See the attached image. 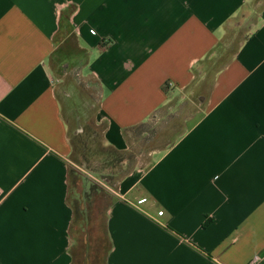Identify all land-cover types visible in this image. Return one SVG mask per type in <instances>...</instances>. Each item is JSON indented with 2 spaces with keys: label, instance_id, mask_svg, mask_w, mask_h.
Wrapping results in <instances>:
<instances>
[{
  "label": "crops",
  "instance_id": "0c3cea01",
  "mask_svg": "<svg viewBox=\"0 0 264 264\" xmlns=\"http://www.w3.org/2000/svg\"><path fill=\"white\" fill-rule=\"evenodd\" d=\"M60 58L97 85L119 151L163 108L197 107L114 188L104 264H264V0H0V264H73L79 86Z\"/></svg>",
  "mask_w": 264,
  "mask_h": 264
},
{
  "label": "rangeland",
  "instance_id": "374dc122",
  "mask_svg": "<svg viewBox=\"0 0 264 264\" xmlns=\"http://www.w3.org/2000/svg\"><path fill=\"white\" fill-rule=\"evenodd\" d=\"M69 66H76V58L55 59L56 71L67 73L64 78L73 79V84L79 86L76 93H71V99L75 104H72L70 108L72 114L74 116L76 114V121L72 125L71 132L77 127L78 132L81 133L74 138L75 150L69 156L72 171L70 201L75 212L72 226L75 238L73 264H104L108 250L105 232L106 210L114 198V188L128 172L148 168L158 152L185 131V120L197 107L182 103L169 108L167 106L158 113L157 117L129 131V146L127 150L122 151L124 159L121 168L114 177L101 175V165L97 163L95 153L99 154L107 149L103 148L102 128L95 121L99 89L97 85L92 88V81L80 80L74 69L66 71ZM74 97H76L75 101Z\"/></svg>",
  "mask_w": 264,
  "mask_h": 264
},
{
  "label": "trees",
  "instance_id": "16d2710c",
  "mask_svg": "<svg viewBox=\"0 0 264 264\" xmlns=\"http://www.w3.org/2000/svg\"><path fill=\"white\" fill-rule=\"evenodd\" d=\"M75 99H76V97H74V101H75ZM73 104H75V103H73ZM74 117L76 118V114ZM147 122L141 123L137 127H139L143 124H146ZM78 129L79 128L76 127L75 129H73L72 132L70 131V143H71V147H72V152L70 155H72L74 150H75V139L74 138H77L79 136V134H81L78 132L79 131ZM93 134L95 135L96 133H93ZM102 142H103V148L107 149V151L100 152L99 154L95 153V155L97 156V161H98L97 163L101 165V173H102L101 175L106 174L108 177H114V175L121 168L120 166H121V163L123 162V159H124L123 152L119 151L118 149L114 148L111 145L106 144L104 141H102ZM84 143H85V141H84ZM92 156H94V155H92ZM71 172L72 171L70 169V176H71ZM106 180L109 181L110 179L109 180L106 179ZM91 188H93V185H91Z\"/></svg>",
  "mask_w": 264,
  "mask_h": 264
},
{
  "label": "built area",
  "instance_id": "2783aa9c",
  "mask_svg": "<svg viewBox=\"0 0 264 264\" xmlns=\"http://www.w3.org/2000/svg\"><path fill=\"white\" fill-rule=\"evenodd\" d=\"M168 81H169L170 84L173 83L172 79H169ZM145 201H146V198H140V199L137 200V204H141V203H143ZM157 214L161 215L162 211H158ZM258 260H259L258 257H255L249 262V264H256L258 262Z\"/></svg>",
  "mask_w": 264,
  "mask_h": 264
}]
</instances>
